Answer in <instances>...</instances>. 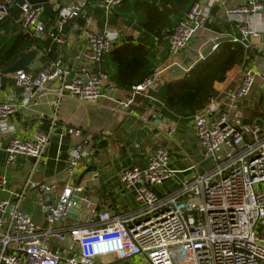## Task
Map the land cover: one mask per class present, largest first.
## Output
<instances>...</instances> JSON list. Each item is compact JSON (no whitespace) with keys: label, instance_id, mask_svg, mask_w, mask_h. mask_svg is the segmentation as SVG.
<instances>
[{"label":"built area","instance_id":"built-area-1","mask_svg":"<svg viewBox=\"0 0 264 264\" xmlns=\"http://www.w3.org/2000/svg\"><path fill=\"white\" fill-rule=\"evenodd\" d=\"M123 1L103 0L105 26L101 31L89 33L88 49L78 55L83 64L80 70L86 78L72 75L60 58L37 74L24 70L10 74L15 86L22 90V100L20 105L0 100V137L9 139L5 147L7 164L13 166L20 155L34 162L20 190L12 192L11 199L0 200V264H102L101 260L107 256L116 261L142 257L147 264H264V121L259 119L262 125L257 123L259 120L247 123L245 104L254 86L259 84L258 78L264 83V62L259 72L245 66L246 54L253 49L252 39L264 31V0H243L238 5L232 4V0H195L168 38L169 57L173 60L199 32L226 18L236 35L213 38L210 43L230 38L231 45L244 49L240 79L235 81L226 76L229 83L217 90L218 96H212L207 105L191 117L200 149L205 159L215 160L214 167L179 180L178 190L163 194L160 186L178 179L180 173L196 171L197 167L174 170L170 165V150L160 146L147 168L135 166L120 172L122 187L135 191L140 208L128 215L113 216L107 211L92 209L86 187L76 183L77 171L94 157L97 145L81 129L69 128L68 133L80 143L69 153L68 183L55 203L47 195L54 184L35 180L38 170L46 165L44 154L58 118H53L51 130L36 131L32 139L25 140L18 136L12 117L29 106L50 83L56 84V113L67 97L92 102L104 96V88L113 85L102 65L120 38V32L109 20ZM88 2L80 0L62 7L58 0H49L59 18L47 29L42 19L46 4L4 0L0 4V27L15 7L26 35L50 39L60 48L67 43L63 31L70 21L82 19L85 26L80 30L95 23L93 14L87 10ZM220 45L215 44L212 53ZM257 52V57L264 61V51ZM162 74L163 67L159 66L140 83L132 85L126 91L123 107L129 109L139 97L160 103L152 92L164 85ZM1 76L0 69V80ZM6 187L8 179L2 177L0 189ZM31 189L41 192L47 229L39 228L22 210ZM49 201L51 205L46 204ZM73 210L79 211L78 218H83L87 210L89 226L73 227L64 233L53 231L54 225L71 218L69 214ZM53 243L68 244L76 253L63 258L52 251Z\"/></svg>","mask_w":264,"mask_h":264},{"label":"crops","instance_id":"crops-1","mask_svg":"<svg viewBox=\"0 0 264 264\" xmlns=\"http://www.w3.org/2000/svg\"><path fill=\"white\" fill-rule=\"evenodd\" d=\"M58 1L62 7H66L80 0ZM137 1L142 6L140 5V8L135 9L134 6ZM194 1L190 2L186 9L176 10L172 16H169L172 28L188 12ZM242 1L232 0V4L238 5ZM3 2L4 0H0V4ZM102 3L103 0H89L87 10L93 14L95 23L84 30H80L81 27L85 26L82 19L70 21L63 31L67 37V43L60 48L50 39H35L26 35L19 23L20 14L15 12L18 9L15 8L12 15L5 22V26L0 27L2 29L8 25L10 26L8 35L7 32L2 31L3 35L1 37L3 39L0 44L3 43V46L7 44L5 41L12 42L16 36L23 35L26 37L24 38L25 42H29V46L24 52L38 50L40 54L39 59L31 65L33 69L27 68L24 71L37 74L60 58L61 62L72 71V75L78 74L86 78L80 70L83 64L78 59V55L88 49L89 33L101 31L105 26L106 17ZM147 3L160 4L159 0H124L123 5L116 7L111 14L109 23L120 32V38L112 51L105 56L102 65L104 72L109 75L110 82L113 85L104 88L102 98L97 101L82 102L67 97L61 101L56 113L54 108V103L58 99L54 92L56 84L50 83L43 92L34 97L29 106L21 108L12 117V121L18 128V136L25 140L32 139L36 131L48 132L52 128L53 118L55 116L58 118L56 126L53 127L54 131L50 144L44 154L46 165L39 169L35 175V180L38 182L54 184L55 187L47 194L53 203L56 202L68 183L66 170L69 153L80 143L77 138L68 133L69 128L81 129L86 135H90L97 145L94 157L85 161L83 167L75 175L76 183L86 187L90 207L97 211H107L115 216L119 214L128 215L139 210L140 204L135 199V191L126 190L122 187L119 174L125 168L135 166L141 169L147 168L152 156L160 146L170 150V165L174 170L184 171L192 165L197 167L196 171L180 173L178 179L170 180L165 185L160 186L161 193L175 192L180 187L179 180L187 179L197 173L207 172V170L202 169V165L207 159L202 156L196 130L191 119L192 115L189 117L173 114L167 116L158 107V105L163 106L158 97L160 88L163 85L152 92V96L160 103H154L143 97H139L129 109L123 107L122 103L126 99V91L132 85L140 83L155 68L163 67L164 83L177 81L200 60V54H203L213 38L227 34L236 35V32L226 18L213 25H208L207 30L201 31L204 40L195 53L194 61L189 65H183L176 61V58L170 59L167 35L157 37L152 33L153 27L149 29L140 23L146 22L144 7ZM47 5L50 6L49 3ZM49 8L50 10L47 9L48 11L46 10L42 17L47 29L52 27L59 18V14L51 6ZM168 9L170 8L168 7ZM252 43L253 49L246 54L245 66L249 65L248 61L250 60V64L259 72V64L262 60L257 57V51L261 53L264 51V31L258 37L253 38ZM58 50L59 54L57 53ZM11 65L13 64L9 63L3 67L0 65V69L3 71ZM34 65L39 67L34 69ZM242 65L243 62L237 65L227 76L238 81ZM227 79L226 77L221 85L215 84V91L221 90L227 85L229 83ZM0 82L2 86L0 100H9L20 105L22 90L15 86V81L11 75L2 73ZM231 84H234V82ZM262 93L264 95V91ZM253 102H257V99H254ZM246 106L247 123H250L254 119L253 115L256 114L254 111L253 113L248 112L250 107L251 110H263L261 114L264 117V107L260 105L255 107L253 104L249 106L248 103H246ZM159 115L162 116L160 120ZM259 119L260 117L256 120ZM8 142L9 139L0 137V179L2 177L8 179V187L0 189V200L11 199V193L20 190L34 162L33 159L20 155L17 157L16 163L9 166L7 164L8 154L5 150ZM22 210L31 217L39 228L47 229L49 227L42 211L41 192L39 190L31 189L28 192ZM86 212L87 210L83 212V218L71 217L62 224L54 225L52 227L53 231L64 233L73 227L89 226ZM96 226L99 227V223ZM51 249L63 258L72 257L76 253V251L69 248L68 244L63 243H53ZM144 261L142 257H135L127 261H116L114 257L107 256L101 260V263L137 264L135 262Z\"/></svg>","mask_w":264,"mask_h":264},{"label":"trees","instance_id":"trees-1","mask_svg":"<svg viewBox=\"0 0 264 264\" xmlns=\"http://www.w3.org/2000/svg\"><path fill=\"white\" fill-rule=\"evenodd\" d=\"M159 2V5L156 3L146 4L144 7L146 22L140 23L142 26L149 29L153 27L154 29L152 33L155 36L163 37L164 35H167L169 38L174 29L171 27V21L166 14L170 0H164V2L163 0H159ZM140 5V2L137 1L134 8L138 9L140 8ZM14 10L15 7L12 8L11 15ZM15 12L17 13L19 11L16 10ZM7 20L5 22H7ZM24 38L26 37L19 35L16 36L12 42L5 41L8 44V47L0 57L1 67L6 66L9 63L14 64L20 54L27 50L29 42L26 43ZM2 44H0V47ZM243 57L244 49L242 46H233L229 42L221 44L216 52L205 59L199 60L181 79L164 83L158 93V97L163 106L158 105V107L162 110V113L167 116L170 114L184 117L194 115L197 111L203 109L211 99L213 92L215 91V84L218 83L219 77L223 75V82L227 74L242 62ZM253 92L254 88L250 97L245 100V104L248 103L249 106L250 104H253L255 107L259 105L264 107V95L262 91L257 96H254L256 95V91ZM254 99H257V102H253ZM253 111L256 112V114H252L254 119L250 123H253V121L255 122L259 117L260 120L264 121V117L261 114V111L263 110H251V107L250 110H248L249 113H253Z\"/></svg>","mask_w":264,"mask_h":264},{"label":"rangeland","instance_id":"rangeland-1","mask_svg":"<svg viewBox=\"0 0 264 264\" xmlns=\"http://www.w3.org/2000/svg\"><path fill=\"white\" fill-rule=\"evenodd\" d=\"M192 1L193 0H170V2H169V8L170 9H167V11H166V14H167V16H172L173 14H174V12L176 11V10H182L183 8H185L186 9V7H188L189 6V4H190V2L192 3ZM163 2H164V0H163ZM50 6L49 5H47L46 6V8L48 9V10H50V8H49ZM47 10V11H48ZM170 20V19H169ZM173 23H174V20H173ZM2 31H5V32H7V35H8V33L10 32V26L8 25L7 27H5V28H2V29H0V42L2 41V37H1V35H3V32ZM202 35V32H199L197 35H196V37L194 38V40L190 43V45H188V47L186 48V49H184V50H182L180 53H179V55L178 56H176V61H178V62H180L181 64H183V65H189V64H191L193 61H194V56H195V53L198 51V49H199V45L200 44H202L203 43V40H204V38L201 36ZM200 41V42H199ZM213 54V53H212ZM251 63V61L249 60L248 61V66L249 67H252V68H255L252 64H250ZM261 64H263V61L259 64V65H261ZM232 72V71H231ZM223 83V82H222ZM222 83H216V84H222ZM258 83L259 84H256V86L254 87V92H255V94L256 95H254V96H257V95H259L260 93H261V91H263L264 90V87H262L263 85H264V83H263V81L261 80V79H259L258 78ZM260 85H262V86H260ZM253 92V93H254ZM88 136H90V135H88ZM203 154V153H202ZM203 156V158H205L204 157V154L202 155ZM215 165V160L214 159H211V160H207V161H204V164L202 165L203 167H202V169H205V170H209L210 168H212L213 166ZM164 190H165V188H164ZM167 191V190H166ZM135 263H137V264H147L145 261L144 262H135ZM117 264H124V263H117Z\"/></svg>","mask_w":264,"mask_h":264},{"label":"water","instance_id":"water-1","mask_svg":"<svg viewBox=\"0 0 264 264\" xmlns=\"http://www.w3.org/2000/svg\"><path fill=\"white\" fill-rule=\"evenodd\" d=\"M30 4L32 5H38V4H48L49 0H27ZM5 26V23H3L1 25V27ZM230 38H219L215 41L214 44L209 45L206 50L203 52L202 54V59H205L206 57L210 56L212 54V49L214 47L215 44H223L225 42H228ZM7 44H4L1 48H0V56L2 55L3 51L6 49ZM40 57L39 51L38 50H31L29 52H23L20 54L19 59L10 67L4 69L2 71L3 74H11V73H15L17 71L20 70H25L27 68L33 69L31 66L32 63L34 61H37ZM38 65H34V69L38 68ZM223 79V75H221L218 79V82L221 83ZM213 97H217L218 96V91H214L213 92ZM259 125H262V121H258L257 122ZM52 201H50L48 203V205H51ZM72 218H76L78 219V215H79V211L77 210H73L71 211V213L69 214Z\"/></svg>","mask_w":264,"mask_h":264}]
</instances>
